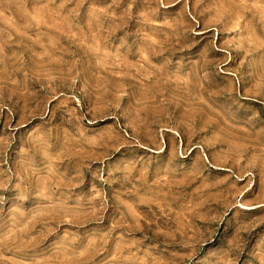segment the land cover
<instances>
[{
  "label": "rangeland",
  "instance_id": "1",
  "mask_svg": "<svg viewBox=\"0 0 264 264\" xmlns=\"http://www.w3.org/2000/svg\"><path fill=\"white\" fill-rule=\"evenodd\" d=\"M0 264H264V0H0Z\"/></svg>",
  "mask_w": 264,
  "mask_h": 264
},
{
  "label": "bare ground",
  "instance_id": "2",
  "mask_svg": "<svg viewBox=\"0 0 264 264\" xmlns=\"http://www.w3.org/2000/svg\"><path fill=\"white\" fill-rule=\"evenodd\" d=\"M242 206H244V205H242ZM251 207V206H250ZM249 208V207H248ZM252 208V207H251Z\"/></svg>",
  "mask_w": 264,
  "mask_h": 264
}]
</instances>
